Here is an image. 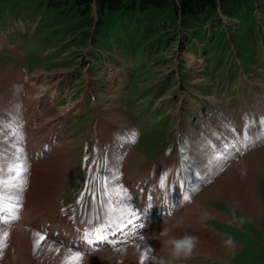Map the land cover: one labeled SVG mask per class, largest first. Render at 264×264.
Masks as SVG:
<instances>
[{
    "label": "rangeland",
    "instance_id": "obj_1",
    "mask_svg": "<svg viewBox=\"0 0 264 264\" xmlns=\"http://www.w3.org/2000/svg\"><path fill=\"white\" fill-rule=\"evenodd\" d=\"M27 3L0 0V151L9 157L20 148L29 162L19 220L3 228L10 235L0 264L45 262L38 258L46 248L34 253L23 231L46 235L44 241L67 255L81 252L82 264H139L142 255L145 264L160 258L173 264H264V141L233 150L222 171L205 167L209 142L233 139L230 127L242 137L246 118L255 120L250 136L261 127L264 0H234L233 7L248 12L230 16L221 10L191 31L170 11L150 10L110 21L101 33L94 21L83 23L75 14L47 20ZM39 121L41 128H33ZM9 124L18 136L9 135ZM132 131L134 143L121 139ZM106 168L118 176L109 189H126L127 207L139 216L149 195L154 210L170 202L173 211L140 219L145 228L128 229L125 240L96 249L73 245L61 236L79 235L106 219L113 231L116 222L123 226L131 218L115 196L114 211L101 207L108 199ZM192 169L205 177L195 191L188 187ZM182 180L190 202L177 191ZM205 212L210 218H202ZM163 229L169 236L160 235ZM185 234L199 242L191 258L177 261L161 241ZM228 237L234 247L223 244ZM133 242L143 243L151 256L141 248L136 258L129 249Z\"/></svg>",
    "mask_w": 264,
    "mask_h": 264
},
{
    "label": "snow or ice",
    "instance_id": "obj_2",
    "mask_svg": "<svg viewBox=\"0 0 264 264\" xmlns=\"http://www.w3.org/2000/svg\"><path fill=\"white\" fill-rule=\"evenodd\" d=\"M255 120L249 121L247 118L245 119V124L243 128L242 137L236 134V130L234 127H230L231 132L233 133V139L224 138L219 146L216 144L209 142V147L212 150V154L208 157L207 164L205 167L212 171L213 167H215L218 171L223 170V162L227 161L230 157L234 155L233 150L236 153L241 152L243 149H248L254 146L256 141H264V115L259 118L260 129L255 137L250 136L248 133L249 126L254 123ZM9 129H11V125H8ZM3 128L4 123L0 122V140L4 138L3 136ZM9 135L18 136L17 130L11 129ZM136 133L134 131L128 133L125 137L121 138L125 142L134 143L136 140ZM18 139H22L18 137ZM220 139V137H218ZM18 142V141H17ZM15 147V144L13 145ZM181 153L184 152V149L181 148ZM85 161L88 160V157H84ZM107 159V158H106ZM187 159L186 156H182V160ZM7 160V166H3L0 164V257L3 256L4 249L7 247L8 238L10 233L8 231L3 230L4 227H10L11 224L17 220H19V211L23 207V194L27 187L28 182V171H29V162L27 157L23 155V150L18 148L11 156L6 157L5 154L0 151V161ZM95 163V161H93ZM182 171L185 169H181ZM192 171V183L188 185L192 191L197 190V186L200 183H203L205 177L201 176L200 173L196 172L194 169ZM118 176L116 173H113L110 169H105L104 174V189H103V197H107V204H105L104 200H101V207L106 208L109 213L114 211L112 208V204L114 203L112 197H117L115 203L117 205H124L126 211L130 214L131 218L127 220V223L123 225V228H128L130 232H136L137 230H141L145 228V223H137L136 221L140 219V216L136 210L127 207L128 202L131 200V197L128 195L126 189L122 186H114L109 189V184L117 181ZM161 186H165V179L163 178L160 181ZM185 187V182L182 180L179 183V190L182 192V200L184 202H190V195L182 191ZM111 192V194H110ZM122 197V199H120ZM82 198V197H81ZM93 204L96 201V195L93 193ZM152 197L149 195L147 200L149 203L147 206L140 211L147 214L151 209H153V205L150 203ZM89 224L92 223L91 220L88 221ZM111 227V223L109 220H105V222L93 229H85L81 233V239L85 241L88 245H93L95 242H106L108 240L109 235H115L117 231H120L122 235H127L124 233L123 228L117 225L116 229L109 232L108 229ZM34 241H33V250L34 253L40 248L41 243L46 239V235L41 234L40 232L33 233ZM142 239V236L140 237ZM59 251V249H57ZM145 255L151 256V250L147 249ZM83 254L79 251L71 252L70 255L65 256L64 264H82ZM139 264H145V256L142 255L140 257Z\"/></svg>",
    "mask_w": 264,
    "mask_h": 264
},
{
    "label": "trees",
    "instance_id": "obj_3",
    "mask_svg": "<svg viewBox=\"0 0 264 264\" xmlns=\"http://www.w3.org/2000/svg\"><path fill=\"white\" fill-rule=\"evenodd\" d=\"M234 0H28L27 5L37 7L45 18L53 19L61 16L77 15L87 23H97L98 32H104L110 21L121 20L127 17H136L150 10L156 12L170 11L184 25L188 31L208 23L212 17L217 18L223 10L230 16L248 10L236 9L232 6ZM244 1V0H240ZM240 10V11H239ZM97 12L99 17L93 15ZM122 17V18H121ZM94 21V22H93ZM87 25V24H86ZM105 29V30H104Z\"/></svg>",
    "mask_w": 264,
    "mask_h": 264
},
{
    "label": "clouds",
    "instance_id": "obj_4",
    "mask_svg": "<svg viewBox=\"0 0 264 264\" xmlns=\"http://www.w3.org/2000/svg\"><path fill=\"white\" fill-rule=\"evenodd\" d=\"M210 213H203L202 218H210ZM180 223L183 222V218H180ZM161 236H169V230L163 229L160 233ZM199 238L194 235L185 234L181 237H169L166 240L161 241L162 245L168 247L170 250V255L175 260L189 259L193 251L195 250ZM223 244L227 247H234V241L232 237H228L223 241ZM158 264H173L172 260H166L160 258Z\"/></svg>",
    "mask_w": 264,
    "mask_h": 264
},
{
    "label": "bare ground",
    "instance_id": "obj_5",
    "mask_svg": "<svg viewBox=\"0 0 264 264\" xmlns=\"http://www.w3.org/2000/svg\"><path fill=\"white\" fill-rule=\"evenodd\" d=\"M21 80H24V79H19L18 81H21ZM14 96H15V98L16 99H20V96H19V94L16 92L15 94H14ZM39 120V119H38ZM34 122V121H33ZM36 125H35V127H33V128H35V129H39V127H40V121L39 122H37V123H35ZM44 126V125H43ZM41 128V127H40ZM46 143V142H45ZM39 145H40V148L42 147H45L44 146V143H38ZM136 156V155H135ZM67 165V164H66ZM241 170V169H240ZM239 170V171H240ZM233 170H231L230 171V173L229 174H231V172H232ZM247 172V171H246ZM228 174V175H229ZM228 175H226L221 181H219L217 184H216V190L215 191H218V190H222V189H220L221 188V185L223 184V182L225 181V179L228 177ZM230 176V175H229ZM247 179V178H246ZM220 180V179H219ZM43 189H44V187L43 188H41V196L44 194V192H45V190L43 191ZM39 190V189H38ZM43 191V192H42ZM227 193H228V191H227ZM230 193V192H229ZM225 194V193H224ZM39 196V195H38ZM40 196V197H41ZM235 201V200H234ZM239 206V205H238ZM242 207V206H241ZM254 212V211H253ZM22 234H23V238L29 243V245H31V246H33V241H34V237H33V233H30V232H27V231H23L22 232ZM13 237H15V236H13ZM24 244V243H23ZM143 243H141V242H133V243H131L130 244V247H129V249H133L132 250V254L134 255V256H136V258H137V256H138V254L140 255V252H141V250L143 249V250H147V249H145V246H143L142 245ZM41 246H43V248L45 247L46 249H45V251H44V253H43V256H41L40 258H38V261H39V263H40V261L42 260V259H44L43 261H45L44 263L45 264H57L59 261H60V259H61V257H64V256H66L67 255V252L63 249V248H61L60 246H58V245H55V244H53V243H51V242H49V241H43L42 243H41ZM40 246V247H41ZM142 248V249H141ZM57 249H59V251H57ZM142 250V251H143ZM57 252L60 254L59 256H57ZM41 255V254H40ZM130 255V254H129ZM44 257V258H43ZM140 258V257H139ZM43 263V264H44Z\"/></svg>",
    "mask_w": 264,
    "mask_h": 264
}]
</instances>
